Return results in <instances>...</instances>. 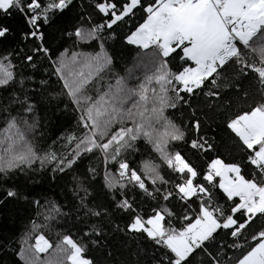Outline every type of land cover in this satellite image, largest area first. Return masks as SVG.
I'll return each instance as SVG.
<instances>
[{"label": "snow or ice", "instance_id": "1", "mask_svg": "<svg viewBox=\"0 0 264 264\" xmlns=\"http://www.w3.org/2000/svg\"><path fill=\"white\" fill-rule=\"evenodd\" d=\"M0 264H264V0H0Z\"/></svg>", "mask_w": 264, "mask_h": 264}]
</instances>
